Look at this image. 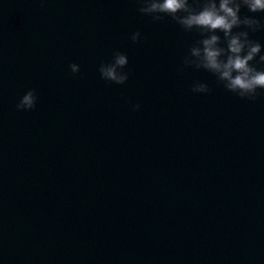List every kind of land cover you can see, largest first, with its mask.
Listing matches in <instances>:
<instances>
[{
	"label": "water",
	"instance_id": "obj_1",
	"mask_svg": "<svg viewBox=\"0 0 264 264\" xmlns=\"http://www.w3.org/2000/svg\"><path fill=\"white\" fill-rule=\"evenodd\" d=\"M199 39L137 0H0V264H264V93L181 70Z\"/></svg>",
	"mask_w": 264,
	"mask_h": 264
},
{
	"label": "clouds",
	"instance_id": "obj_2",
	"mask_svg": "<svg viewBox=\"0 0 264 264\" xmlns=\"http://www.w3.org/2000/svg\"><path fill=\"white\" fill-rule=\"evenodd\" d=\"M139 13L159 22L171 18L183 31L199 34V39L183 59L182 69L194 65L213 74L230 93L241 99L254 101L264 93V45L250 39V33L264 30V24L255 18L264 14V0H137ZM246 9L252 15H241ZM141 39L139 31L131 35L133 43ZM128 57L115 52L109 63L101 64V79L124 85L129 79L125 71ZM72 74L80 67L71 64ZM193 93L207 94L210 89L204 83L195 82ZM37 96L34 90L27 91L16 104L17 111L35 109ZM135 105L133 111H139Z\"/></svg>",
	"mask_w": 264,
	"mask_h": 264
}]
</instances>
